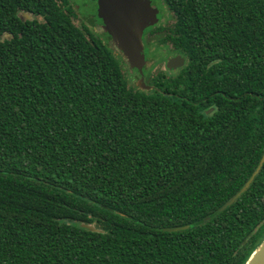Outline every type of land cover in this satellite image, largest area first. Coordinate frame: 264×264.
Segmentation results:
<instances>
[{
  "label": "trees",
  "instance_id": "trees-1",
  "mask_svg": "<svg viewBox=\"0 0 264 264\" xmlns=\"http://www.w3.org/2000/svg\"><path fill=\"white\" fill-rule=\"evenodd\" d=\"M161 2L170 97L134 92L65 0H0V264H246L263 242L264 163L219 209L264 152V0Z\"/></svg>",
  "mask_w": 264,
  "mask_h": 264
},
{
  "label": "water",
  "instance_id": "water-1",
  "mask_svg": "<svg viewBox=\"0 0 264 264\" xmlns=\"http://www.w3.org/2000/svg\"><path fill=\"white\" fill-rule=\"evenodd\" d=\"M96 1L98 2V15L103 21L104 32L111 38L109 46L114 51L121 54L122 58L130 68L141 70L145 64L142 34L146 28L152 27L158 22V10L150 6L149 0ZM178 59L180 60V63L174 66L172 63L177 62ZM181 65L182 61L180 58H174L167 61L168 68H175ZM139 82L137 84L141 89H150V87H146L143 84L142 79ZM263 163L264 152L257 167L244 186L227 203H225L219 211H223L239 198L258 174ZM185 229H187V226L167 227L162 230L164 232H178ZM246 264H264V240L251 255Z\"/></svg>",
  "mask_w": 264,
  "mask_h": 264
},
{
  "label": "flooded vegetation",
  "instance_id": "flooded-vegetation-1",
  "mask_svg": "<svg viewBox=\"0 0 264 264\" xmlns=\"http://www.w3.org/2000/svg\"><path fill=\"white\" fill-rule=\"evenodd\" d=\"M65 1L67 2V6L65 4L64 6L66 7V9L70 10L72 14V20L76 25L80 26L75 16V9L69 5L67 0ZM149 4L152 8L158 10V22L154 26L146 28L142 34V45L145 64L143 65L141 70H138L137 68H130L129 66H126V68H128L127 72L130 75V83L134 88V92H138L140 90L144 92L146 91L148 93L158 92L159 94H164L170 97L171 93L169 91V88L163 87L162 84L166 81H172L170 84H173L179 80L181 74H179L178 70L185 65V58L181 54L177 53H171L169 55L170 51L167 52L166 56L162 55L166 52V50L162 46L161 39L159 37L157 38L156 36L159 32L156 26H158L161 21L160 10L162 9V2L161 0H149ZM88 5L89 13L87 16V27H84L85 29H87L88 39L90 41H97L100 42L102 45L109 46L111 38L107 33L104 32L103 21L98 15V2L96 0H88ZM20 15L22 18L25 19L29 18L26 14ZM174 58H180L182 61V65L177 66L175 68H168L167 61ZM179 63L180 60L178 59L177 62L172 64L176 66ZM141 79L146 87H150L149 90L141 89L139 87L137 83ZM211 111L212 109L210 108L207 112Z\"/></svg>",
  "mask_w": 264,
  "mask_h": 264
},
{
  "label": "rangeland",
  "instance_id": "rangeland-1",
  "mask_svg": "<svg viewBox=\"0 0 264 264\" xmlns=\"http://www.w3.org/2000/svg\"><path fill=\"white\" fill-rule=\"evenodd\" d=\"M69 5L75 9L77 22L82 27H87V16L89 13L88 0H67Z\"/></svg>",
  "mask_w": 264,
  "mask_h": 264
}]
</instances>
